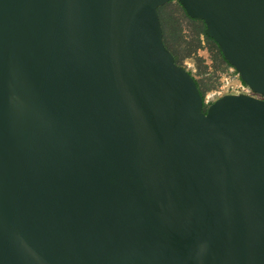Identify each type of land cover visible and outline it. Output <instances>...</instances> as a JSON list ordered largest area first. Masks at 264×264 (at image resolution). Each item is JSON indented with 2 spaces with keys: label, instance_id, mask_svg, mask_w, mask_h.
<instances>
[{
  "label": "water",
  "instance_id": "95a60500",
  "mask_svg": "<svg viewBox=\"0 0 264 264\" xmlns=\"http://www.w3.org/2000/svg\"><path fill=\"white\" fill-rule=\"evenodd\" d=\"M174 0H0V264H264V0H178L256 94L207 105Z\"/></svg>",
  "mask_w": 264,
  "mask_h": 264
},
{
  "label": "trees",
  "instance_id": "16d2710c",
  "mask_svg": "<svg viewBox=\"0 0 264 264\" xmlns=\"http://www.w3.org/2000/svg\"><path fill=\"white\" fill-rule=\"evenodd\" d=\"M178 1V0H177ZM172 2V1H171ZM170 3V2H169ZM168 4V3H167ZM166 5V4H165ZM164 5V6H165ZM179 7L182 8L184 18L189 19L190 25V35H186L183 33V17L182 15L177 14V10L170 11V15L168 16L162 9L164 6L159 8L160 17L162 21L163 31H164V42L166 46L172 51L174 54L175 60L178 64L183 65V60L191 57H199L198 51L203 47V43L206 42L208 47L213 54L215 61H217L218 67L221 69H226L231 67V65L224 58L219 45L216 41L209 37L205 33V23L202 20H195L187 15L185 9L178 1ZM200 61H204L202 58H198ZM207 66V65H206ZM191 73L192 71L189 70ZM195 77V76H194ZM196 78V77H195ZM197 84L205 98V92L202 90V83L196 78ZM207 86V84H205ZM208 105V103H207Z\"/></svg>",
  "mask_w": 264,
  "mask_h": 264
},
{
  "label": "rangeland",
  "instance_id": "374dc122",
  "mask_svg": "<svg viewBox=\"0 0 264 264\" xmlns=\"http://www.w3.org/2000/svg\"><path fill=\"white\" fill-rule=\"evenodd\" d=\"M175 9H178L177 14H181L183 17V33L190 35L189 19L184 18L182 8L179 7L177 0L166 4L163 7L162 12L165 14L168 12L167 15L169 16L170 11L173 12ZM197 56L202 58L204 61H200L198 59L199 57L194 56L183 60V66H185L188 70H191L192 74L203 84L202 90H204L205 99L209 104L220 96L219 94L222 86L227 85L228 82H239V76H236L235 73H230V67L226 69L218 67L219 63L215 61L210 47H208L206 42H204L203 47L199 49ZM205 84H207V86Z\"/></svg>",
  "mask_w": 264,
  "mask_h": 264
},
{
  "label": "built area",
  "instance_id": "2783aa9c",
  "mask_svg": "<svg viewBox=\"0 0 264 264\" xmlns=\"http://www.w3.org/2000/svg\"><path fill=\"white\" fill-rule=\"evenodd\" d=\"M230 73H235L236 76H239V73L231 66ZM226 93H248L252 95H256L249 86L243 82L239 76V82L230 83L228 82L227 85L221 87L220 96Z\"/></svg>",
  "mask_w": 264,
  "mask_h": 264
}]
</instances>
